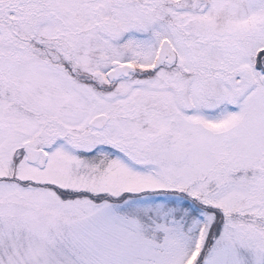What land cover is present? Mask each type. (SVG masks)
<instances>
[{"label": "snow or ice", "instance_id": "6c2138e0", "mask_svg": "<svg viewBox=\"0 0 264 264\" xmlns=\"http://www.w3.org/2000/svg\"><path fill=\"white\" fill-rule=\"evenodd\" d=\"M0 264H264V0H0Z\"/></svg>", "mask_w": 264, "mask_h": 264}]
</instances>
